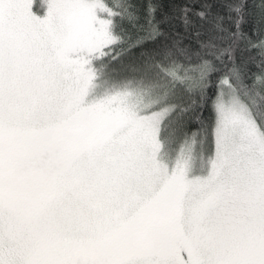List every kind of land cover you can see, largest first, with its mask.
I'll use <instances>...</instances> for the list:
<instances>
[{
  "label": "snow or ice",
  "instance_id": "obj_1",
  "mask_svg": "<svg viewBox=\"0 0 264 264\" xmlns=\"http://www.w3.org/2000/svg\"><path fill=\"white\" fill-rule=\"evenodd\" d=\"M0 264H264V0H0Z\"/></svg>",
  "mask_w": 264,
  "mask_h": 264
}]
</instances>
